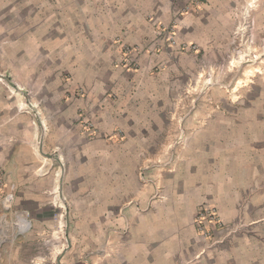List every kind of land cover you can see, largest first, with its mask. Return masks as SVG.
<instances>
[{"label": "rangeland", "instance_id": "rangeland-1", "mask_svg": "<svg viewBox=\"0 0 264 264\" xmlns=\"http://www.w3.org/2000/svg\"><path fill=\"white\" fill-rule=\"evenodd\" d=\"M137 5L0 0V86L20 100L29 120L25 144L39 160L37 176L52 177L49 201L61 223L75 221L86 204L96 208L115 187L125 193L150 185V203L165 200L163 184L148 171L177 170L193 139L187 115L202 109L208 115L197 126L222 127L257 109L252 98L264 88V32L256 1L240 8L212 54L197 40H180L177 18L150 14L142 22ZM145 23L152 33L132 42ZM165 82L176 85L162 95ZM156 95L161 101L151 102ZM16 190L14 182L5 184L1 205L3 194L16 199ZM203 242L197 261L213 247Z\"/></svg>", "mask_w": 264, "mask_h": 264}, {"label": "crops", "instance_id": "crops-1", "mask_svg": "<svg viewBox=\"0 0 264 264\" xmlns=\"http://www.w3.org/2000/svg\"><path fill=\"white\" fill-rule=\"evenodd\" d=\"M134 1L136 18L146 23L150 14L164 22L177 18L180 40H197L212 54L251 0H201L186 15H179L186 0ZM254 1L264 32V0ZM146 23L131 35L132 42L152 33ZM174 85L165 82L162 95L173 92ZM254 95L257 109L231 125L197 126L208 115L202 109L187 115L193 139L181 151L177 170L148 171L163 184L165 200L150 203V185L125 193L115 187L103 192L106 199L96 208L86 204L75 221L64 224L49 201L52 177L37 176L39 160L25 144L29 120L19 110L20 100L0 86V180L17 186L14 205L0 203V264H264V88ZM159 97L151 102L161 101ZM206 204L218 210L233 232L218 231L213 247L197 261L205 243L194 218Z\"/></svg>", "mask_w": 264, "mask_h": 264}, {"label": "built area", "instance_id": "built-area-1", "mask_svg": "<svg viewBox=\"0 0 264 264\" xmlns=\"http://www.w3.org/2000/svg\"><path fill=\"white\" fill-rule=\"evenodd\" d=\"M201 3V0H186V5L180 10V14H188L190 11V6H197ZM149 182H153L149 180ZM158 184V183H157ZM158 186V185H157ZM5 184L0 181V188L3 189ZM14 201V193L6 192L4 194L3 205L7 208L12 206ZM194 223L197 227L198 235L204 240H209L215 242V236L218 231L222 229H228L229 233L233 232L232 226L226 225L218 212V210L210 205H202L196 212ZM214 239V240H213Z\"/></svg>", "mask_w": 264, "mask_h": 264}, {"label": "bare ground", "instance_id": "bare-ground-1", "mask_svg": "<svg viewBox=\"0 0 264 264\" xmlns=\"http://www.w3.org/2000/svg\"><path fill=\"white\" fill-rule=\"evenodd\" d=\"M250 73H251V72H250ZM20 219H21L22 225H25L26 227L29 226L30 222L26 219L25 216H21ZM25 226H24V227H25Z\"/></svg>", "mask_w": 264, "mask_h": 264}]
</instances>
